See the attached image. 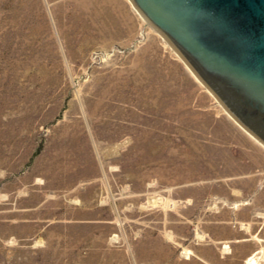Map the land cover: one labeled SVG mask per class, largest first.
<instances>
[{"label": "rangeland", "instance_id": "obj_1", "mask_svg": "<svg viewBox=\"0 0 264 264\" xmlns=\"http://www.w3.org/2000/svg\"><path fill=\"white\" fill-rule=\"evenodd\" d=\"M264 264V144L131 0H0V264Z\"/></svg>", "mask_w": 264, "mask_h": 264}, {"label": "water", "instance_id": "obj_2", "mask_svg": "<svg viewBox=\"0 0 264 264\" xmlns=\"http://www.w3.org/2000/svg\"><path fill=\"white\" fill-rule=\"evenodd\" d=\"M264 144V0H131Z\"/></svg>", "mask_w": 264, "mask_h": 264}, {"label": "bare ground", "instance_id": "obj_3", "mask_svg": "<svg viewBox=\"0 0 264 264\" xmlns=\"http://www.w3.org/2000/svg\"><path fill=\"white\" fill-rule=\"evenodd\" d=\"M249 264H256L255 260H251Z\"/></svg>", "mask_w": 264, "mask_h": 264}]
</instances>
